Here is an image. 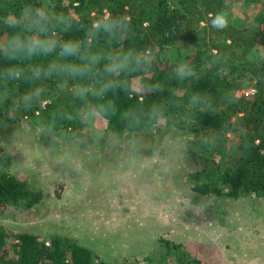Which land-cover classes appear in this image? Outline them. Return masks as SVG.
Masks as SVG:
<instances>
[{
  "label": "trees",
  "instance_id": "1",
  "mask_svg": "<svg viewBox=\"0 0 264 264\" xmlns=\"http://www.w3.org/2000/svg\"><path fill=\"white\" fill-rule=\"evenodd\" d=\"M250 1L264 7V0ZM224 3L225 0H0V40L11 32L4 17L18 14L25 4H47L50 10L73 17L72 30L57 32L61 40L84 41L94 21L102 17L130 18L129 24L118 29L120 34L115 39L110 40L104 33L88 38L87 46L92 51L135 49L152 53L172 45L194 49L193 57L185 62L193 75L183 80L176 76L172 65L160 66L153 60L146 72L118 77L105 76L101 61L90 78H0V125L23 121L42 126L43 122L51 124L57 119L62 128L76 131L84 125L83 110L91 108L121 135L131 137L150 132L164 119L167 127L196 137L188 147L197 164L189 174L195 193L237 200L264 192V64L249 58L256 46H264V8L255 29L229 24L217 30L211 25L210 14L222 12ZM53 61L79 63L58 60L53 52L48 57L26 60L23 67H47ZM6 63L0 58V70ZM134 78L140 80V91L133 88ZM109 79L115 84L98 99L97 90ZM81 86L90 89L86 100L75 94ZM37 88L43 89L40 96L26 106L22 98ZM248 89L255 92L238 95ZM196 93L206 99L193 105L190 99ZM206 137L213 139L212 145L203 143ZM40 200L41 191L21 188L14 174L0 175V210L21 202L32 207ZM5 239L0 225V264H93L94 257L96 264H112L68 237H54L46 245V240L29 233L16 234L17 243L12 246L18 254L9 258ZM175 248L176 258L184 264H207L192 257L182 243H175Z\"/></svg>",
  "mask_w": 264,
  "mask_h": 264
},
{
  "label": "rangeland",
  "instance_id": "2",
  "mask_svg": "<svg viewBox=\"0 0 264 264\" xmlns=\"http://www.w3.org/2000/svg\"><path fill=\"white\" fill-rule=\"evenodd\" d=\"M263 8L225 0L222 12L229 24L255 29ZM151 54L160 66L176 69L194 49L172 45ZM249 58L264 64V46ZM133 88L140 91L138 78ZM83 112L76 131L57 119L0 125V175L14 174L21 188L42 193L32 207L21 202L0 210L9 258L18 254L16 234L29 233L46 245L68 237L112 264H184L175 243L207 264H264V192L237 200L200 196L189 177L197 168L188 152L196 137L167 127L164 119L148 133L127 137L97 111Z\"/></svg>",
  "mask_w": 264,
  "mask_h": 264
},
{
  "label": "clouds",
  "instance_id": "3",
  "mask_svg": "<svg viewBox=\"0 0 264 264\" xmlns=\"http://www.w3.org/2000/svg\"><path fill=\"white\" fill-rule=\"evenodd\" d=\"M210 16L213 28L223 30L228 27L227 13L218 12L214 15L210 14ZM3 22L11 30L5 39L0 40V58L7 62L0 70V78L5 80H37L42 77L51 78L53 75H66L73 79L90 78L96 74L94 69L101 61H104L102 71L107 77L146 72L152 65L151 50L92 51L87 46L88 38L98 37L101 33L106 34L110 40L115 39L120 34L118 29L130 23L128 17L97 19L86 33L84 41L58 39L57 32L67 33L72 30L74 20L71 15L50 10L47 4L35 7L25 4L19 9L18 14L13 13L4 17ZM53 52L57 53L58 60L72 59L79 63L53 61L49 62L47 67L41 65L23 67L24 61L32 60L34 57H48ZM175 74L183 80L193 75V69L185 64H180L177 65ZM114 84V80L105 81L96 92L97 98L102 99ZM42 91V88H37L26 94L22 98L25 105L28 106L34 98H38ZM89 91L88 87L81 86L75 94L78 98L86 100ZM160 91H163V88H160ZM205 99L206 97L196 93L191 97L190 102L197 105ZM89 114L94 115L95 113L90 112Z\"/></svg>",
  "mask_w": 264,
  "mask_h": 264
},
{
  "label": "built area",
  "instance_id": "4",
  "mask_svg": "<svg viewBox=\"0 0 264 264\" xmlns=\"http://www.w3.org/2000/svg\"><path fill=\"white\" fill-rule=\"evenodd\" d=\"M254 92H255L254 89L241 90L238 92V95H241V94L250 95V94H253Z\"/></svg>",
  "mask_w": 264,
  "mask_h": 264
}]
</instances>
